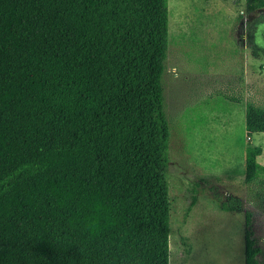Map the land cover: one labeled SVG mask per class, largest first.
I'll return each instance as SVG.
<instances>
[{"label":"trees","instance_id":"1","mask_svg":"<svg viewBox=\"0 0 264 264\" xmlns=\"http://www.w3.org/2000/svg\"><path fill=\"white\" fill-rule=\"evenodd\" d=\"M168 20V0H0V264H170ZM245 130L264 133L251 101Z\"/></svg>","mask_w":264,"mask_h":264},{"label":"rangeland","instance_id":"2","mask_svg":"<svg viewBox=\"0 0 264 264\" xmlns=\"http://www.w3.org/2000/svg\"><path fill=\"white\" fill-rule=\"evenodd\" d=\"M168 9L169 263L244 264L249 212L264 264L261 190L244 180L248 143L264 166V133L245 130L246 102L264 108V9L248 15L245 0H168Z\"/></svg>","mask_w":264,"mask_h":264}]
</instances>
